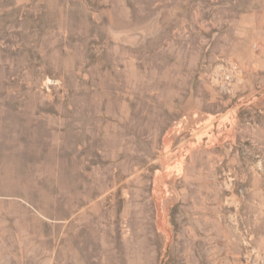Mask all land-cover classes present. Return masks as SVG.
Returning a JSON list of instances; mask_svg holds the SVG:
<instances>
[{"label": "rangeland", "instance_id": "rangeland-1", "mask_svg": "<svg viewBox=\"0 0 264 264\" xmlns=\"http://www.w3.org/2000/svg\"><path fill=\"white\" fill-rule=\"evenodd\" d=\"M0 264H264V0H0Z\"/></svg>", "mask_w": 264, "mask_h": 264}]
</instances>
